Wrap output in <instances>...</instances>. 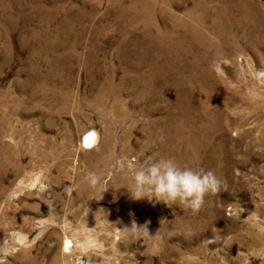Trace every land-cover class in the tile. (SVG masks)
<instances>
[{"label":"rangeland","instance_id":"obj_1","mask_svg":"<svg viewBox=\"0 0 264 264\" xmlns=\"http://www.w3.org/2000/svg\"><path fill=\"white\" fill-rule=\"evenodd\" d=\"M261 65L264 0H0V264H264ZM135 153L221 187L195 213L132 200Z\"/></svg>","mask_w":264,"mask_h":264},{"label":"clouds","instance_id":"obj_2","mask_svg":"<svg viewBox=\"0 0 264 264\" xmlns=\"http://www.w3.org/2000/svg\"><path fill=\"white\" fill-rule=\"evenodd\" d=\"M247 75L251 79L264 82V65ZM92 135L95 136L96 133L93 131ZM140 155L141 153H135L115 160L113 168L127 181L122 186H110L109 179L95 171L88 172L87 186L93 191L98 190L100 198L101 193L108 187L124 188L132 200L144 199L166 206L175 204L183 209H190L193 213L200 210L206 194L216 193L221 187V180L212 170L180 164L174 157L167 155H148L140 161ZM192 159L195 161L197 158ZM123 228L127 236L133 239L144 238L152 242L154 250L158 249L160 238L156 232L149 234L147 222L137 225L132 221ZM89 257L91 256L88 253L81 254L78 257L79 264H89Z\"/></svg>","mask_w":264,"mask_h":264},{"label":"bare ground","instance_id":"obj_3","mask_svg":"<svg viewBox=\"0 0 264 264\" xmlns=\"http://www.w3.org/2000/svg\"><path fill=\"white\" fill-rule=\"evenodd\" d=\"M85 136H86V140H87V142H90V141L93 139V135H92V133H88V134H86Z\"/></svg>","mask_w":264,"mask_h":264}]
</instances>
